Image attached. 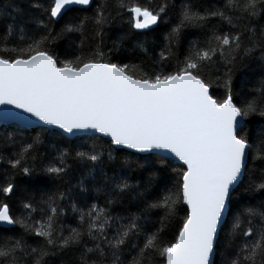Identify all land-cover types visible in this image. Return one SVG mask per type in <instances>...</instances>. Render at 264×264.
<instances>
[{
	"label": "snow or ice",
	"instance_id": "6c2138e0",
	"mask_svg": "<svg viewBox=\"0 0 264 264\" xmlns=\"http://www.w3.org/2000/svg\"><path fill=\"white\" fill-rule=\"evenodd\" d=\"M151 3L0 0L4 117L55 136L109 138L108 160L124 157L109 174L94 145L73 158L92 162L87 171L73 170L66 152L46 162L38 136L0 133V264H264V0ZM70 12L86 14L66 20ZM161 24L158 59L138 73L113 61L118 43ZM112 27L123 31L108 47ZM193 29L200 35L189 40ZM135 46L147 52L143 40ZM245 69L259 78L237 92L234 74ZM133 164L177 179L162 191L151 178L130 184ZM91 191L103 206L72 202ZM126 199L138 210L113 216ZM66 201L77 221L67 229Z\"/></svg>",
	"mask_w": 264,
	"mask_h": 264
},
{
	"label": "trees",
	"instance_id": "16d2710c",
	"mask_svg": "<svg viewBox=\"0 0 264 264\" xmlns=\"http://www.w3.org/2000/svg\"><path fill=\"white\" fill-rule=\"evenodd\" d=\"M141 3H147V0H140ZM178 2V0H177ZM198 3H202L205 6L208 5H222L224 0H196ZM160 3H162V0H152L151 6L157 7ZM92 8H95V3H93ZM91 12V9H89V13ZM86 13H76V12H70L66 15L65 19H70L74 16H80L85 15ZM215 23V21H213ZM60 25H56L57 30H59ZM225 30H227V26H225ZM107 35H106V43L108 47H112L114 41H119V37L123 31V29H118L116 27H112L110 29H107ZM167 31V26L164 24H161L159 27L156 28L155 32H148L147 37H133L130 39L124 40L122 43H118V51H116L112 55V59L114 62H120V63H128L130 65L138 66L136 69L137 73L140 70H143V65L141 64V61H147L151 58H159V53L165 48L166 41L164 40V33ZM200 35L199 30L193 29L190 30L189 40L195 38V36ZM140 39L144 41V47L147 49V52L145 53L140 48L136 47V40ZM78 42V37H77ZM67 47V41H59L56 45V50L60 53H63L65 48ZM187 48V41H185L183 48L181 49V52H183L184 49ZM107 51V48L104 49ZM165 55L167 53L165 52ZM174 63V61H173ZM254 67V66H253ZM259 78L258 70L257 75H253L252 71L249 69H245L242 71H237L234 74L233 77V87L234 90L237 92L244 91L246 92L248 88L251 86V84ZM212 92L214 95L218 97H223L224 90L222 88L217 89L213 88ZM239 99V97H238ZM0 133H13L18 136H22L25 139H31L32 137H39L41 143L38 145L39 151L44 155L45 161H53L56 160L58 155L61 152H66L69 155L66 158V163L68 164L70 169H79L80 171H87L88 167L91 165L92 162L90 161H79L76 159H73L75 157L76 151H89L92 146H96L97 151L103 152L102 161L103 164H98V168L100 166L105 167V169L111 174V170L113 168H116L120 166L123 163V154L122 153H116L114 152L113 155L117 156V159L115 161H109L108 160V148L110 147L108 143V139L103 138L100 140H97L95 136L92 135H82L77 136L74 138H67L65 136H55L48 133H42L40 131V128H23L20 126H17L15 124H3L0 123ZM142 155V154H138ZM143 161H141L142 163ZM7 168L6 164L1 163L0 164V175H2L3 170ZM10 171V169H9ZM153 170H149L148 166L145 165L144 168H137L135 164H133V167L131 170L127 173V179L130 184L136 185V184H146V182L151 178L153 184H161L160 191L163 190L164 186H171L174 181L177 179L176 174L172 171V169H169L166 174V179L161 182L159 174L153 175ZM177 171H179V168L177 167ZM70 175L72 176V185H75L76 179L78 178V173L70 172ZM2 182V180H0ZM17 182L19 187H27V184L25 183V179L23 177H18ZM50 186H54V182H49ZM89 187H91V184H89ZM76 191V190H74ZM2 199V197H0ZM15 199V197H13ZM11 202V201H9ZM72 202H77L81 206L88 204V203H100L101 206L104 205L105 199L103 193H98L95 191H91L88 193H85L80 196L74 195V199ZM185 207V206H181ZM65 208L66 211L64 215L60 218V222L64 225L65 229L68 227H75L76 226V219L74 217V213L72 212L71 204L70 202H65ZM125 209L131 212H136L138 210V206L134 203H129L126 199L122 204H116L110 206V211L113 216L116 215H124ZM184 216V212L180 211L176 217V220L179 221ZM29 242H31V238H29Z\"/></svg>",
	"mask_w": 264,
	"mask_h": 264
},
{
	"label": "water",
	"instance_id": "95a60500",
	"mask_svg": "<svg viewBox=\"0 0 264 264\" xmlns=\"http://www.w3.org/2000/svg\"><path fill=\"white\" fill-rule=\"evenodd\" d=\"M4 107L5 106H0V123H3V124H15V125L23 127V128H37V127H39L38 125H30V126L25 127L23 125V123L20 120H18V119H12V118L4 117V115H3ZM13 111H18V110H13ZM56 131H59V130H56ZM81 135H91V134H85V133H77L76 135L63 134V136H65L67 138H70V139L74 138L76 136H81ZM106 139L109 140V138H106Z\"/></svg>",
	"mask_w": 264,
	"mask_h": 264
}]
</instances>
